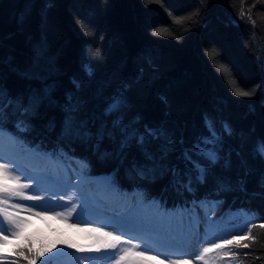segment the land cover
<instances>
[{"label": "trees", "instance_id": "obj_1", "mask_svg": "<svg viewBox=\"0 0 264 264\" xmlns=\"http://www.w3.org/2000/svg\"><path fill=\"white\" fill-rule=\"evenodd\" d=\"M74 80L82 84L85 115L99 116L123 87L126 121L165 130L177 142L167 163L181 169L180 141L187 146L203 133L206 116L218 129L228 125L232 134H223L208 182L187 191L163 172L141 178L131 171L134 161L143 163L135 146L124 158L111 154L108 141L99 152L61 142V106ZM0 83L13 95L45 90L50 96L29 131L17 133L8 123L5 134L17 136L16 150L48 152L90 178L110 174L116 194L153 199L161 208L186 211L212 200L218 217L236 209L254 213L246 232L251 227L255 240L232 251L238 264H264V158L253 152L264 140V0H0ZM234 89L254 94L240 97ZM36 238L27 233L30 242ZM38 239L33 250L46 249Z\"/></svg>", "mask_w": 264, "mask_h": 264}, {"label": "snow or ice", "instance_id": "obj_2", "mask_svg": "<svg viewBox=\"0 0 264 264\" xmlns=\"http://www.w3.org/2000/svg\"><path fill=\"white\" fill-rule=\"evenodd\" d=\"M157 33H154V35ZM35 60L38 62L40 51L34 52ZM84 73L87 77L93 76V71L90 65L83 66ZM26 75H35V73H27ZM74 91L66 95L64 104L61 106L63 119L60 128L61 142L84 143L91 144L97 152L101 145L108 141L113 146L114 152L112 155L126 158L127 151L135 146L143 163L133 162L131 171L141 178L154 177L160 172L171 176V182L178 189L193 191V184H206L211 176V169L220 160V151L222 146V136L224 133L232 134V130L228 125H224L222 129H218L215 120L206 116L203 122L204 132L195 138L190 144L185 146L184 141H180V160L184 164L181 169L178 166H173L167 163L169 157L176 152V141L165 130L159 127H151L147 124L139 125L138 122L126 121L127 99L124 94L123 87L110 95L103 110L97 116L96 114L85 115L87 111V101L78 95L82 89V84L79 81H73ZM234 94L240 97H250L254 93L234 89ZM50 96L45 90L29 91L28 93H17L13 95L10 90L0 83V135L5 134L9 122L12 123L17 133L29 131L31 121L35 117L45 103H50ZM11 139H17V136L12 133H7ZM63 152V149H60ZM253 152L264 158V140L256 142L253 146ZM108 155V153H105ZM16 172H20L17 175ZM24 176L26 179H36L37 183L43 177H29L27 173L22 172L19 165L15 162H5L3 156H0V253L6 247L10 238H16L20 235V229L23 221L18 218L19 213L9 211L8 205L13 198L19 197L27 200H42L41 196L26 195L24 189H28V183L21 182ZM264 186V181H262ZM225 185L221 182L217 184V191L222 190ZM243 191V188H241ZM64 197H60L63 199ZM72 198L69 197V200ZM206 203V201L201 202ZM215 205L217 202H212ZM195 206V202H194ZM13 209L23 208L20 204H11ZM32 207H41L33 205ZM77 205L73 204L66 212H54V216L61 219H67L76 212ZM86 208V201L84 203ZM32 211L31 208L28 209ZM52 211L51 208H44V212ZM44 212H33V215H43ZM79 215V214H78ZM245 217L255 215L254 213H244ZM5 223L7 228H5ZM210 226L214 222H209ZM81 232H89L98 234L93 245L87 248L75 244H68L69 248H75L78 252L94 251L100 252L103 250H115L111 253L114 256L113 264H165V260L160 259V256L167 258L169 255L188 256L192 253L189 249L192 247L193 241H198V233L195 231V225H192L186 234L179 238H172L169 246L174 249L172 252H157V255H147L146 252L150 249L145 245L144 250L140 249L139 243H132L131 240H125L124 236L127 230H146L137 220L133 218H121L105 225L104 227H112L113 231H104V227H84L79 228L76 224L71 225ZM264 227V225H261ZM119 232L120 234H116ZM247 240H255L251 235V227L243 237L233 235L231 239H220L219 242H207L208 246L203 247L199 255L195 256V261H203V264H208L206 259L209 253H217L220 258L232 257L238 255L233 252V248L250 247ZM122 245H129L124 247ZM27 252L23 248L15 252L14 255L22 257L27 261V264H49V260H41L46 253L52 252L56 247L53 244L46 249L34 251L30 245H24ZM155 250V249H151ZM68 255L61 252L55 255ZM7 261L8 264H20L18 259L9 261V257L0 254V262ZM167 264H194L190 259L167 260Z\"/></svg>", "mask_w": 264, "mask_h": 264}, {"label": "rangeland", "instance_id": "obj_3", "mask_svg": "<svg viewBox=\"0 0 264 264\" xmlns=\"http://www.w3.org/2000/svg\"><path fill=\"white\" fill-rule=\"evenodd\" d=\"M20 150L22 152L14 148L11 138L0 135V156H3L5 162H15V165H19L21 171L27 173L29 177L46 179H41L37 183L36 179H26L22 176L21 182L30 185L28 189H24L25 194L41 196L44 199L27 200L16 197L7 206L10 212H18V218L23 221L20 235L10 238L0 253L8 256L9 261L15 256L16 247L25 248L26 244L23 242L29 241L27 233L32 231L36 237L46 243L47 248L53 244L56 245L52 252L41 257V260H49V257H52L49 264H113L114 256L111 253L115 250L78 252L75 248H69V243L87 248L94 244L98 236L96 233L78 231L71 225L76 224L79 228L104 227L121 218H133L146 230H127L126 228L124 239L139 243L140 249L138 250H144L147 245L150 249L146 252L147 255L174 251L169 246L170 240L186 234L190 227L195 225L198 241H193L189 249L191 255L186 257L169 255L167 258L162 255L160 259L165 260V264L168 259H190L194 264H203V261H195V256L199 255L203 247L208 246L207 242H219L220 239H230L233 235L242 237L251 222L252 215L245 217L244 213L247 211L244 210H230L220 217L213 215L212 202L214 201L212 200L206 201L208 205L199 202L191 210L182 211L158 207L153 199L148 200L141 196H119L113 190L116 183L113 182L110 174L103 173L90 178L81 175L76 165H71L62 159L51 158L46 152L27 148ZM16 174L21 173L16 172ZM60 197L64 198L60 199ZM69 197L72 199L69 200ZM85 201L86 208L84 207ZM11 204H20L24 207L13 209ZM73 204L78 206L76 212H73L66 220L54 216V212H66ZM33 205L41 207H32ZM29 208L32 211H29ZM44 208H51L52 211L44 212ZM33 212H44V214L37 216L33 215ZM209 222H214V224L210 226ZM4 226L7 228L6 223ZM104 231H113V228L104 227ZM38 238L33 243L29 241L27 245L35 248L41 243ZM61 250L68 255H55ZM206 259L208 264H238L236 257L234 259L232 257L220 258L215 252L209 253ZM0 264H8V262H0ZM37 264H40V261H37Z\"/></svg>", "mask_w": 264, "mask_h": 264}, {"label": "bare ground", "instance_id": "obj_4", "mask_svg": "<svg viewBox=\"0 0 264 264\" xmlns=\"http://www.w3.org/2000/svg\"><path fill=\"white\" fill-rule=\"evenodd\" d=\"M4 136H7L6 134H4Z\"/></svg>", "mask_w": 264, "mask_h": 264}]
</instances>
